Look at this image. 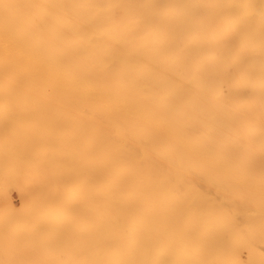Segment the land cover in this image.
<instances>
[{
    "label": "bare ground",
    "instance_id": "6f19581e",
    "mask_svg": "<svg viewBox=\"0 0 264 264\" xmlns=\"http://www.w3.org/2000/svg\"><path fill=\"white\" fill-rule=\"evenodd\" d=\"M0 264H264V0H0Z\"/></svg>",
    "mask_w": 264,
    "mask_h": 264
}]
</instances>
